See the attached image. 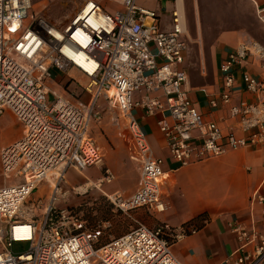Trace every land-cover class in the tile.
<instances>
[{
	"label": "built area",
	"instance_id": "2783aa9c",
	"mask_svg": "<svg viewBox=\"0 0 264 264\" xmlns=\"http://www.w3.org/2000/svg\"><path fill=\"white\" fill-rule=\"evenodd\" d=\"M155 1L175 3L171 30H162L158 11L140 0H108L113 9L102 0H84L65 22L35 11L31 0H0V116L9 110L23 127L21 137L0 150L7 180L0 187V264H184L173 245L196 228H152L137 220L136 227L96 247L102 230L88 227L69 207L56 205L67 171L83 173L93 167L102 170L101 176L86 177L71 188L75 194L98 188L132 218L136 209L166 211L165 160L154 154L137 109L162 114L158 125L179 167L264 143V80L244 73L246 90L259 99L232 103L238 65L255 59L264 73V45L245 40L220 64V99L243 134L225 133L216 122L203 121L185 89L186 17L178 0ZM252 2L264 24V5ZM74 69L87 79V102L50 85L54 71ZM101 99L117 109L113 122L136 149L139 179L130 194L103 189L116 174L106 165L104 149L93 134L92 123L103 118ZM211 105L219 102L212 99ZM48 177L57 182L50 200L33 197ZM255 200L264 205V194L258 193ZM228 228L238 246L223 264H264V228L236 220L228 221Z\"/></svg>",
	"mask_w": 264,
	"mask_h": 264
},
{
	"label": "crops",
	"instance_id": "0c3cea01",
	"mask_svg": "<svg viewBox=\"0 0 264 264\" xmlns=\"http://www.w3.org/2000/svg\"><path fill=\"white\" fill-rule=\"evenodd\" d=\"M140 1L158 11L162 30L172 29V9L175 3ZM224 1H227L224 5L225 13L220 17L216 14V7H207L203 0L204 8L201 10L198 1L196 15L190 21L192 15L188 18L187 12L189 14L192 1L178 0L177 4L186 17L187 33L184 38L187 49L184 51L182 66L188 72L189 81L185 89L203 121L216 122L225 133L242 135L236 118L230 114L229 106L224 105L220 99L223 90L220 64L245 40L255 39L264 45V24L256 15V6L252 0H242L248 5L243 19L238 0ZM258 1L264 5V0ZM163 3L167 6H163ZM244 73H249L257 80H264V73L255 59L238 65L232 103L254 102L259 99V96L246 90ZM158 93L161 94V91ZM212 99L219 102L217 107L211 105ZM135 113L154 154L165 160L166 173L162 191L167 209L162 213L152 214L154 219L150 223L155 225L158 222L155 227L166 224L176 228L206 213L209 218L205 224L197 232L175 243L173 252L184 264H223L224 259L236 251L238 246L228 228V221L236 220L247 227L264 228V205L255 200L258 193L264 194V143L230 149L221 156L179 167L172 160L158 125L162 114L146 115L138 109ZM5 114L7 112L3 115ZM12 118L17 128L7 141L0 143V150L20 138L23 133L22 124L13 116ZM112 144H109L110 149L103 148L106 165L116 174L115 185L109 186V190L111 193L122 191L130 194L135 191L139 179L135 146H127L115 140ZM92 168L86 169L87 174ZM95 169L100 171L101 176L102 170ZM130 171L132 175L128 177L126 173ZM0 175L3 177L1 162ZM6 183L7 180L3 177L0 187ZM45 191L46 186L40 184L33 194L35 197H45Z\"/></svg>",
	"mask_w": 264,
	"mask_h": 264
},
{
	"label": "rangeland",
	"instance_id": "374dc122",
	"mask_svg": "<svg viewBox=\"0 0 264 264\" xmlns=\"http://www.w3.org/2000/svg\"><path fill=\"white\" fill-rule=\"evenodd\" d=\"M191 1L192 5L189 14L187 12L188 18L190 17V14L192 15L191 18H189L190 21L194 18V15H196L198 1L200 3V9L203 10L204 8L203 0ZM204 1L207 7L208 5L214 6V9L216 7L215 10L217 16H224V5H226L227 1ZM83 2L84 0H31V4L33 5V9L35 11L45 13L56 22H65L77 11ZM102 2L106 3L108 8H115V5L108 2V0H102ZM238 4L240 5V10L242 12L241 17L243 19L245 10L248 9V5L242 0H238ZM163 6H167V4L163 3ZM33 9H31V11ZM52 79L53 80L50 82V85L54 90L58 91V93L70 98H82L86 102L89 101L90 96L84 90L87 79L81 75L79 71L75 69L71 70L69 73L54 71ZM71 79L73 80L69 82ZM100 104L101 110L103 111V118L100 122L94 121L92 123V127L93 134L101 144L102 148L110 149V145H113L112 143L114 140L115 142L124 143L127 146H129V144L132 145L133 143L125 140L121 136L119 127H117L113 122L114 117L117 115V109L109 107L104 99H101ZM8 113H10L17 120L14 113L9 110L7 111V114L0 116V143L7 141L17 128V125L13 122L12 116ZM99 172L100 171L96 170L95 168L90 169L89 174H87V170L83 171V173H80L74 168L70 169L65 176L66 182L64 181L62 183V192L57 195L58 199L56 201V205L59 208L69 207L70 209H74L88 227L99 228L102 230V235L97 245L109 242L114 237L122 235L123 233L136 227L138 225L137 220L147 224L152 228L159 224L157 222L155 225H152L150 221L154 219L153 215L143 209L135 212L136 218H131L124 215L116 209L109 197L98 188H93L86 195H77L73 192L71 189L73 186L84 182L86 177L96 180L98 177H100ZM126 174L128 177H131L132 172L130 171ZM20 180H23V178H20ZM1 181H3V177L0 175V182ZM41 184L46 186V191L44 193L45 198L50 200L54 187L53 183L50 181H44ZM113 185H115V181L111 184H106L103 187L104 191L110 194L112 191L109 190V186ZM64 192H66V195H63ZM33 197H35V194H33Z\"/></svg>",
	"mask_w": 264,
	"mask_h": 264
},
{
	"label": "trees",
	"instance_id": "16d2710c",
	"mask_svg": "<svg viewBox=\"0 0 264 264\" xmlns=\"http://www.w3.org/2000/svg\"><path fill=\"white\" fill-rule=\"evenodd\" d=\"M75 213H77L74 209H72ZM139 210H142V209H136V210H134V211H132V215H133V217L134 218H136L135 217V212H137V211H139ZM143 210H145V209H143ZM146 211V210H145ZM78 214V213H77ZM79 215V214H78ZM127 216V215H126ZM129 217V216H128ZM132 218V217H131ZM208 215L206 214V213H202V214H200L199 216H197V217H195V218H193V219H191L190 221H188L187 223H184L183 225H185V226H187V227H192V228H196L197 230L203 225V224H205V222L208 220ZM124 234V233H123ZM120 236V235H119ZM118 237V236H117ZM115 238V237H114ZM99 241H100V239H99ZM98 241V242H99ZM97 242V243H98ZM97 243H96V247H99V246H101V245H103V244H100V245H97ZM107 243V242H106ZM105 244V243H104Z\"/></svg>",
	"mask_w": 264,
	"mask_h": 264
},
{
	"label": "bare ground",
	"instance_id": "6f19581e",
	"mask_svg": "<svg viewBox=\"0 0 264 264\" xmlns=\"http://www.w3.org/2000/svg\"><path fill=\"white\" fill-rule=\"evenodd\" d=\"M48 180H49L51 183H53L54 186H55V184H57V182H56L53 178H51V177H48Z\"/></svg>",
	"mask_w": 264,
	"mask_h": 264
}]
</instances>
